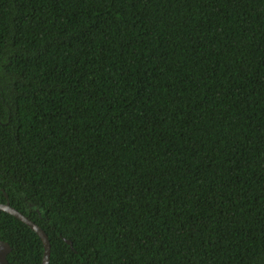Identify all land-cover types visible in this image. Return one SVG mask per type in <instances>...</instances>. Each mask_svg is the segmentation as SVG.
I'll return each mask as SVG.
<instances>
[{
    "label": "trees",
    "instance_id": "1",
    "mask_svg": "<svg viewBox=\"0 0 264 264\" xmlns=\"http://www.w3.org/2000/svg\"><path fill=\"white\" fill-rule=\"evenodd\" d=\"M6 201L50 264H264V0H0Z\"/></svg>",
    "mask_w": 264,
    "mask_h": 264
},
{
    "label": "water",
    "instance_id": "2",
    "mask_svg": "<svg viewBox=\"0 0 264 264\" xmlns=\"http://www.w3.org/2000/svg\"><path fill=\"white\" fill-rule=\"evenodd\" d=\"M0 210L7 212L20 221L24 222L28 225L32 230H34L37 235L40 237L43 243V257L41 264H50V257H51V243L49 240V236L46 231L34 220L30 217L19 211L17 208L13 207L9 201L5 203L0 202ZM64 241H66L71 247H73L72 241L68 238L63 237ZM12 251V247L9 242L0 239V264H7L8 263V254Z\"/></svg>",
    "mask_w": 264,
    "mask_h": 264
}]
</instances>
